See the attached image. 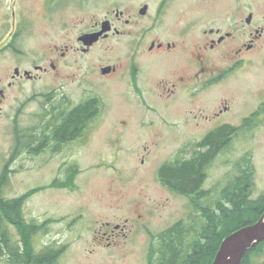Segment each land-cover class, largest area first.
I'll return each mask as SVG.
<instances>
[{
  "label": "rangeland",
  "instance_id": "374dc122",
  "mask_svg": "<svg viewBox=\"0 0 264 264\" xmlns=\"http://www.w3.org/2000/svg\"><path fill=\"white\" fill-rule=\"evenodd\" d=\"M42 2L0 0V90L5 91L4 97L0 94V176L6 174L4 197L24 199L25 220L42 227L31 236L28 249L34 254L56 251L54 264H149L156 239L189 218L193 211L190 197L171 190L159 177L161 168L174 165L179 150L188 148L189 139L173 135L174 119L182 110L161 108L159 116L168 122L159 121L156 129L161 134L156 135L143 125L144 110L129 103L130 93L124 85L98 82L93 71L127 57L130 40L103 42L89 55L69 54L63 70L70 77L59 82L36 70L49 67L51 52L56 47L62 50L77 46V40L61 39L76 36L79 31L50 25ZM13 10L18 18L25 12L30 16L28 10L32 12L30 25L18 28L16 33L3 26L5 20H12ZM259 10L264 14L263 0ZM14 33L16 39L10 41ZM110 46L116 50L109 51ZM251 58L255 65L246 64L248 68L230 73L193 111L197 113L198 107L207 101V113L222 104H230L235 110L240 108L246 116L252 112L264 101V50L255 51ZM16 68L20 69L21 78L13 80ZM25 72L35 79L24 76ZM81 81L103 101L102 120L83 149L85 171L77 187L61 188L50 183L53 173L45 156L31 159L28 154H16L14 140L17 133H29L34 118L44 109L49 90L63 85L64 91L77 99ZM183 117L188 121L194 118L187 114ZM236 121L229 120L234 124ZM253 124L245 127L249 137L229 141L203 167L205 181L200 188L209 192L205 205H215L228 182L245 164L253 167L252 199L264 195V119ZM186 125H181L183 130ZM209 126L196 124L190 128L196 134L192 149L198 156L207 151L200 144ZM187 153L182 158H188ZM107 223L127 226L123 233H118L113 245H107L101 235L109 231ZM11 231L14 241L26 251L18 230L11 227ZM9 260L8 255L0 256V264H9Z\"/></svg>",
  "mask_w": 264,
  "mask_h": 264
},
{
  "label": "flooded vegetation",
  "instance_id": "af4514ba",
  "mask_svg": "<svg viewBox=\"0 0 264 264\" xmlns=\"http://www.w3.org/2000/svg\"><path fill=\"white\" fill-rule=\"evenodd\" d=\"M102 1L43 0L44 16L50 25L79 31L76 36L61 39L77 40V46H66L62 50L56 47L51 52L49 67H36V70L50 74L52 81L59 82L70 77L63 70L69 54L89 55L103 42L130 40L128 56L95 69L94 76L100 83L124 85L130 93L129 103L144 110L143 125L156 135L161 134L156 129L159 121L161 124L168 122L159 116L161 108L182 110L179 112L182 117L174 119L173 135L190 142L187 150L177 153L173 165L176 170L190 166L197 159V151L192 149L196 134L191 132V126L210 125L202 141L208 138L223 140L222 151L229 141L249 137L245 134L246 125L264 119V101L247 116L245 111L235 110L230 104H222L214 112L207 113L204 107L207 101L203 102V107H198L197 113L193 111L202 103V98L228 79L230 73L256 64L252 54L264 50L261 0H106L101 4ZM229 9L232 12L228 14ZM28 11L31 16V10ZM25 13L18 18L13 10L12 20H5L3 26L13 28L15 33L18 28L28 27L31 20ZM15 33L10 41L16 39ZM90 40L96 41L89 45ZM108 50L116 49L110 46ZM16 70H19L18 75ZM14 73L13 80L21 78L19 68ZM24 76L35 79L30 72H25ZM4 93L0 90L2 97ZM45 100L44 109L34 118L29 133H17L13 151L28 154L31 159L45 156L53 173L52 185L77 187L85 171L83 149L100 125L103 101L93 88H86L83 81L77 99L60 85L49 90ZM186 114L193 116V120L183 117ZM198 119L199 123H195ZM229 120L237 121L234 124ZM185 124L187 127L183 130L181 125ZM203 147L207 149L204 154L210 157L200 171L201 185L205 181L203 167L213 157L209 147ZM185 152H189L185 155L188 158H182ZM199 157H203L202 154ZM106 227L109 231L101 235L108 241L107 245H113L127 226L107 223Z\"/></svg>",
  "mask_w": 264,
  "mask_h": 264
},
{
  "label": "trees",
  "instance_id": "16d2710c",
  "mask_svg": "<svg viewBox=\"0 0 264 264\" xmlns=\"http://www.w3.org/2000/svg\"><path fill=\"white\" fill-rule=\"evenodd\" d=\"M224 143L223 140L208 138L201 147L208 146L209 154L214 156ZM209 157L208 154L198 156L194 163L180 170L173 165L161 168L164 184L190 197L193 211L189 218L178 222L156 239L157 243L149 254V264H212L226 238L256 224L264 216V195L257 200L252 199L254 182L250 164L241 166L239 174L228 182L215 205H205L209 192L200 188L203 177L200 171ZM5 179L6 174L0 176V256L8 255L9 264H54L56 251L34 254L28 249L31 236L42 227L25 220L23 198L4 197ZM11 227L20 233L26 251L14 241ZM242 264H264V242L249 250Z\"/></svg>",
  "mask_w": 264,
  "mask_h": 264
},
{
  "label": "water",
  "instance_id": "95a60500",
  "mask_svg": "<svg viewBox=\"0 0 264 264\" xmlns=\"http://www.w3.org/2000/svg\"><path fill=\"white\" fill-rule=\"evenodd\" d=\"M96 40H90L91 45ZM19 70H16V75ZM28 76L29 73H26ZM264 242V216L254 225L246 226L226 238L212 264H242L247 252Z\"/></svg>",
  "mask_w": 264,
  "mask_h": 264
}]
</instances>
